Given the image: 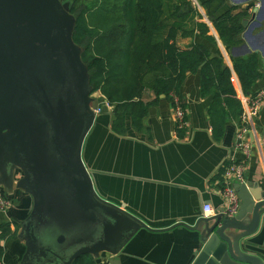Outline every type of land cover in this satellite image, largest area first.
Returning a JSON list of instances; mask_svg holds the SVG:
<instances>
[{
  "label": "water",
  "instance_id": "obj_1",
  "mask_svg": "<svg viewBox=\"0 0 264 264\" xmlns=\"http://www.w3.org/2000/svg\"><path fill=\"white\" fill-rule=\"evenodd\" d=\"M258 1L242 22L244 28L253 23L245 35L263 18L264 0ZM71 8L69 0H0V185L7 191L15 186L32 201L17 235L24 244L20 264L116 255L139 230H150L99 195L83 162L99 102L91 98L87 68L72 39ZM16 172L21 178L14 185ZM249 188L236 183L240 207L234 218L220 210L192 226L179 224L200 241L191 264H263L241 246L264 213V195L258 199ZM247 215L249 226L242 224Z\"/></svg>",
  "mask_w": 264,
  "mask_h": 264
},
{
  "label": "crops",
  "instance_id": "obj_2",
  "mask_svg": "<svg viewBox=\"0 0 264 264\" xmlns=\"http://www.w3.org/2000/svg\"><path fill=\"white\" fill-rule=\"evenodd\" d=\"M191 1L187 8L189 16L177 33L176 45L181 50L201 45L231 69L236 58L257 54L261 79L250 92L263 89L264 13L262 20L256 21L259 25L252 26L248 35L245 34L253 23L250 22L246 28L242 26L239 44L227 46L206 15L204 4L209 0ZM249 5L252 7L241 21L242 25L250 18L252 9L259 8L258 0H224L215 16L219 17L233 8L239 11ZM172 19L180 20L178 17ZM197 24H204L207 31L198 30ZM233 78L239 90L234 73ZM180 95L186 111V126L181 130L176 128L175 106L163 95L148 107L147 116L138 128L133 127L130 114L125 113L122 126L118 131L114 130L113 107L100 108L99 105L100 113H96L83 144V162L99 195L140 219L150 230H139L116 255L100 253L94 257L96 264H191L199 251L200 241L195 232L179 224L192 226L200 218L212 217L204 216L206 205L211 206L215 213L224 207L225 167L231 159L243 160L234 149L239 119L227 121L217 141L207 113L211 97H201L199 74L187 75ZM241 95L245 94L239 93L240 102ZM143 101L153 102L155 97L149 94ZM241 107L243 109L242 102ZM245 136L251 146V155L245 162L243 184L250 185L249 191L260 199L264 195V101ZM18 178L21 175L16 172L14 185ZM236 183L231 181L229 184L234 189ZM0 194L12 202L9 210L0 214V222L11 223L13 230L17 228L18 235L20 225L31 209V198L15 186L7 191L0 185ZM250 223L251 216L247 215L242 224L249 226ZM239 233L241 231H235V234ZM17 235L5 243L1 264H20L24 244ZM241 246L264 264V213L256 230L241 241Z\"/></svg>",
  "mask_w": 264,
  "mask_h": 264
},
{
  "label": "trees",
  "instance_id": "obj_3",
  "mask_svg": "<svg viewBox=\"0 0 264 264\" xmlns=\"http://www.w3.org/2000/svg\"><path fill=\"white\" fill-rule=\"evenodd\" d=\"M69 1L74 21L72 39L87 68L91 93H100L113 107L116 131L122 126L125 113L130 114L133 127H140L148 107L161 95L168 98L173 107V99L177 98L185 109L180 88L187 75L199 74L201 97H211L207 113L213 137L218 141L225 123L241 116L239 93L253 94L250 92L253 85L261 79L257 54L236 58L231 69L201 45H192L186 50L176 45L177 33L189 16L190 0ZM223 5L224 0H209L204 7L224 44L234 46L239 44L243 31L241 21L252 5L239 11L233 8L216 17ZM197 28L207 31L204 24H197ZM149 94L155 101L145 103L143 98ZM11 225L0 222V264L5 255V243L17 235V228L13 230ZM72 264L96 263L94 257L82 255Z\"/></svg>",
  "mask_w": 264,
  "mask_h": 264
},
{
  "label": "built area",
  "instance_id": "obj_4",
  "mask_svg": "<svg viewBox=\"0 0 264 264\" xmlns=\"http://www.w3.org/2000/svg\"><path fill=\"white\" fill-rule=\"evenodd\" d=\"M100 98H103L102 96ZM241 102L243 104V109L241 116L239 118V124L235 135L234 149L239 152L243 160L238 161L236 159H231L229 164L225 167L223 172V183L224 187L222 190V197L224 199L223 214L227 218H234L238 214L240 201L235 190L230 186V182H237L243 184L245 182V162L251 155V146L249 141L246 139L245 134L253 126L254 119L258 116L261 109L262 103L264 101V88L257 91L254 94L240 96ZM175 107L173 108V116L176 122L177 130H181L186 126V111L181 108L180 103L177 98L174 97ZM105 101V100H104ZM105 104L109 107V105ZM100 112V108L96 113ZM12 206V202L6 198L4 195L0 194V214L6 213ZM217 213L213 211L211 206L206 205L204 207V216H213Z\"/></svg>",
  "mask_w": 264,
  "mask_h": 264
},
{
  "label": "rangeland",
  "instance_id": "obj_5",
  "mask_svg": "<svg viewBox=\"0 0 264 264\" xmlns=\"http://www.w3.org/2000/svg\"><path fill=\"white\" fill-rule=\"evenodd\" d=\"M190 1H191V0H190ZM191 3H193V2L191 1ZM171 4H174V2L172 1ZM255 93H256V92H255ZM253 94H254V93H253ZM100 97H101V95H100L98 92H95V93H92V94H91V98H93V99L99 101L100 108H101V106H104V107L107 108V105L105 104L104 99H103V98H100ZM98 113H100V112H98ZM98 113H97V114H98Z\"/></svg>",
  "mask_w": 264,
  "mask_h": 264
}]
</instances>
